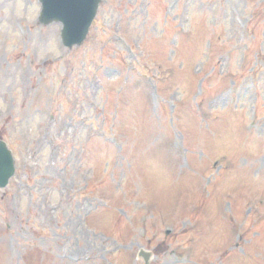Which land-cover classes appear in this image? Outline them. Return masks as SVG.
<instances>
[{
    "label": "rangeland",
    "instance_id": "374dc122",
    "mask_svg": "<svg viewBox=\"0 0 264 264\" xmlns=\"http://www.w3.org/2000/svg\"><path fill=\"white\" fill-rule=\"evenodd\" d=\"M39 12L0 0V264H264V0Z\"/></svg>",
    "mask_w": 264,
    "mask_h": 264
},
{
    "label": "water",
    "instance_id": "95a60500",
    "mask_svg": "<svg viewBox=\"0 0 264 264\" xmlns=\"http://www.w3.org/2000/svg\"><path fill=\"white\" fill-rule=\"evenodd\" d=\"M42 4L39 19L43 23H62L61 37L64 45L80 44L95 16L99 0H40ZM13 174L10 151L0 141V187L6 185Z\"/></svg>",
    "mask_w": 264,
    "mask_h": 264
}]
</instances>
